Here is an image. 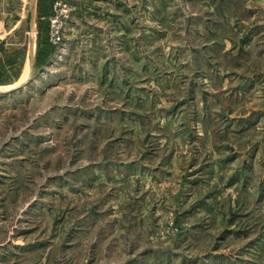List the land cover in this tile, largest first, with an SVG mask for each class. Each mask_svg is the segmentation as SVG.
I'll return each instance as SVG.
<instances>
[{
	"label": "rangeland",
	"instance_id": "374dc122",
	"mask_svg": "<svg viewBox=\"0 0 264 264\" xmlns=\"http://www.w3.org/2000/svg\"><path fill=\"white\" fill-rule=\"evenodd\" d=\"M32 1L0 0V264H264V0Z\"/></svg>",
	"mask_w": 264,
	"mask_h": 264
},
{
	"label": "water",
	"instance_id": "95a60500",
	"mask_svg": "<svg viewBox=\"0 0 264 264\" xmlns=\"http://www.w3.org/2000/svg\"><path fill=\"white\" fill-rule=\"evenodd\" d=\"M35 4H36V0H33L32 1V6H35ZM33 26H34V20H31V28L33 29ZM34 46H35V44H34V40L31 38L30 39V59H31V62H33V60H34ZM22 87V85H20V87H18L17 89H19V88H21ZM16 90V89H15ZM0 93L1 94H3V93H5V92H3V91H0Z\"/></svg>",
	"mask_w": 264,
	"mask_h": 264
},
{
	"label": "bare ground",
	"instance_id": "6f19581e",
	"mask_svg": "<svg viewBox=\"0 0 264 264\" xmlns=\"http://www.w3.org/2000/svg\"><path fill=\"white\" fill-rule=\"evenodd\" d=\"M12 88H14V89H17V86H13V87H6V88H4V89H0V91L6 92V91H9V90H11Z\"/></svg>",
	"mask_w": 264,
	"mask_h": 264
},
{
	"label": "crops",
	"instance_id": "0c3cea01",
	"mask_svg": "<svg viewBox=\"0 0 264 264\" xmlns=\"http://www.w3.org/2000/svg\"><path fill=\"white\" fill-rule=\"evenodd\" d=\"M175 161H176V158L172 155L170 158V164L175 163Z\"/></svg>",
	"mask_w": 264,
	"mask_h": 264
},
{
	"label": "built area",
	"instance_id": "2783aa9c",
	"mask_svg": "<svg viewBox=\"0 0 264 264\" xmlns=\"http://www.w3.org/2000/svg\"><path fill=\"white\" fill-rule=\"evenodd\" d=\"M59 31H60V30L58 29V31H57V32H55V33H57V34H58V33H59ZM57 40H60V37H59Z\"/></svg>",
	"mask_w": 264,
	"mask_h": 264
}]
</instances>
